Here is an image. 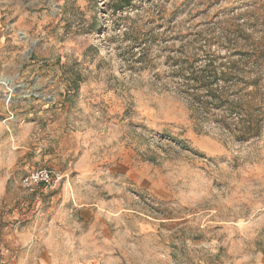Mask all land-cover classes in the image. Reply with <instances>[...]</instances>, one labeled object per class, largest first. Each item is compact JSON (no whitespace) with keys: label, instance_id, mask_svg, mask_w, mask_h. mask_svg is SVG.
<instances>
[{"label":"rangeland","instance_id":"374dc122","mask_svg":"<svg viewBox=\"0 0 264 264\" xmlns=\"http://www.w3.org/2000/svg\"><path fill=\"white\" fill-rule=\"evenodd\" d=\"M239 50L249 137L183 78ZM0 78V264H264V0H0Z\"/></svg>","mask_w":264,"mask_h":264},{"label":"trees","instance_id":"16d2710c","mask_svg":"<svg viewBox=\"0 0 264 264\" xmlns=\"http://www.w3.org/2000/svg\"><path fill=\"white\" fill-rule=\"evenodd\" d=\"M209 44L211 45L210 42ZM238 52L240 53L241 58L235 59L230 56V58L226 60V62H220L218 66H216L215 61L219 55H212L210 51H207V54L204 55L211 58L206 63V66L200 68L201 70H193L192 72H190V74H188L189 76L184 75L183 78L186 83L185 85L188 88L192 87L191 89L193 90V92L204 91V93L201 95H199L197 92L192 94L194 102L198 101V103L204 106V99L206 100V97H209L216 104L228 103L230 111H237L242 115L244 114L246 117H250V120H243L242 125L239 126L240 133L245 137H249L252 133L256 134L259 128V124L256 123L255 120L256 116H254L253 110L250 105L251 102H249L248 100L249 97L254 96V92H243L242 98L244 100H242L241 96H235L237 101L232 100V102H229V89L231 88L234 92L239 93L242 84L247 85L248 83H251L253 81H258L261 76H259L260 74H256L255 78H250L251 82H248L247 78H238L234 82H231L237 76V74L248 72L247 70L242 69V67L246 63H248V61L255 55H258L256 51L251 52L246 50H239ZM194 57L195 56L189 57V60L186 61L184 67L192 66L194 63ZM220 80L224 83V85L219 83ZM256 91L259 90L256 89ZM196 97L198 98L195 99Z\"/></svg>","mask_w":264,"mask_h":264},{"label":"built area","instance_id":"2783aa9c","mask_svg":"<svg viewBox=\"0 0 264 264\" xmlns=\"http://www.w3.org/2000/svg\"><path fill=\"white\" fill-rule=\"evenodd\" d=\"M54 175V172L47 167L35 169L23 177V186L29 191H34L41 186H53L59 181V174H56L57 178Z\"/></svg>","mask_w":264,"mask_h":264},{"label":"bare ground","instance_id":"6f19581e","mask_svg":"<svg viewBox=\"0 0 264 264\" xmlns=\"http://www.w3.org/2000/svg\"><path fill=\"white\" fill-rule=\"evenodd\" d=\"M0 83L9 86L10 85V80L9 79H1L0 78Z\"/></svg>","mask_w":264,"mask_h":264}]
</instances>
